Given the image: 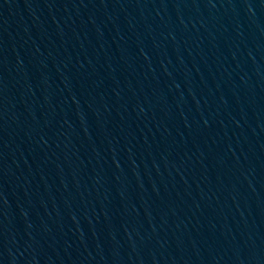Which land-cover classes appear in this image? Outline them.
<instances>
[{
    "label": "water",
    "instance_id": "1",
    "mask_svg": "<svg viewBox=\"0 0 264 264\" xmlns=\"http://www.w3.org/2000/svg\"><path fill=\"white\" fill-rule=\"evenodd\" d=\"M0 264H264V0H0Z\"/></svg>",
    "mask_w": 264,
    "mask_h": 264
}]
</instances>
